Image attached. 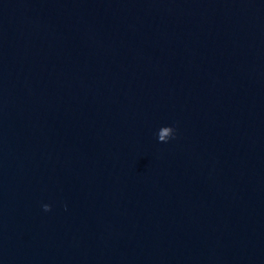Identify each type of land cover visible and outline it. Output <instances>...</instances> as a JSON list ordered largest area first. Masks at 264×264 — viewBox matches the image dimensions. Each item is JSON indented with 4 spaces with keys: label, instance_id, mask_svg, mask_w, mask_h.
Wrapping results in <instances>:
<instances>
[{
    "label": "water",
    "instance_id": "obj_1",
    "mask_svg": "<svg viewBox=\"0 0 264 264\" xmlns=\"http://www.w3.org/2000/svg\"><path fill=\"white\" fill-rule=\"evenodd\" d=\"M0 264H264V0H0Z\"/></svg>",
    "mask_w": 264,
    "mask_h": 264
},
{
    "label": "clouds",
    "instance_id": "obj_2",
    "mask_svg": "<svg viewBox=\"0 0 264 264\" xmlns=\"http://www.w3.org/2000/svg\"><path fill=\"white\" fill-rule=\"evenodd\" d=\"M43 207H44V210H45V211H51V205H47V204H46V205H44Z\"/></svg>",
    "mask_w": 264,
    "mask_h": 264
}]
</instances>
